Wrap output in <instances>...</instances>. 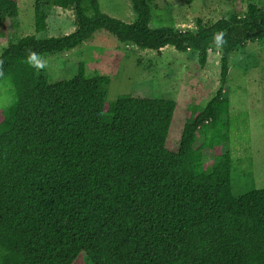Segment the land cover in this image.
I'll list each match as a JSON object with an SVG mask.
<instances>
[{
	"label": "trees",
	"instance_id": "trees-1",
	"mask_svg": "<svg viewBox=\"0 0 264 264\" xmlns=\"http://www.w3.org/2000/svg\"><path fill=\"white\" fill-rule=\"evenodd\" d=\"M129 1L131 23L98 0H34L35 34L51 8L73 10L74 30L0 48V84L11 93L0 108V264H264V188L235 198L231 154L222 152L228 59L264 39V9L249 4L241 16L178 30L151 27L155 0ZM18 14L17 0H0V40ZM100 30L140 49L196 52L201 69L218 47L220 87L204 107L187 108L177 152L165 146L174 101H108L110 79L86 76L84 63L67 81L38 75L43 56Z\"/></svg>",
	"mask_w": 264,
	"mask_h": 264
},
{
	"label": "rangeland",
	"instance_id": "rangeland-1",
	"mask_svg": "<svg viewBox=\"0 0 264 264\" xmlns=\"http://www.w3.org/2000/svg\"><path fill=\"white\" fill-rule=\"evenodd\" d=\"M100 10L110 17L131 23L135 13L129 0H98ZM17 18L6 21V36L0 48L16 43L25 36L42 39L67 35L74 30L73 10L51 8L46 11L47 28L34 33V0H17ZM253 4L264 9V0H155L151 3V27L170 26L178 30H194L200 19L211 24L232 15L241 16ZM220 54L217 46L208 52L203 69L198 65L196 52L181 53L172 47L159 52L140 49L118 42L100 30L93 38L70 51L43 56L38 63V75L49 84L67 81L77 74L80 63L86 65V76L105 75L110 79L108 101L120 96L172 100L176 103L166 148L177 152L189 106L204 107L220 87ZM228 77L224 90L229 99L231 121L230 142L222 152L232 158L231 187L235 198L252 189L264 188V39L247 42L228 59ZM11 98L9 85L0 84V108ZM197 142L195 147H199ZM206 160L213 157L203 151Z\"/></svg>",
	"mask_w": 264,
	"mask_h": 264
}]
</instances>
